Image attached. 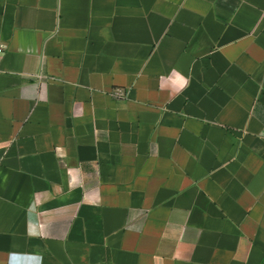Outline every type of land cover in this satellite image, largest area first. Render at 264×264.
<instances>
[{
    "label": "crops",
    "instance_id": "0c3cea01",
    "mask_svg": "<svg viewBox=\"0 0 264 264\" xmlns=\"http://www.w3.org/2000/svg\"><path fill=\"white\" fill-rule=\"evenodd\" d=\"M0 51V264H264V0H0Z\"/></svg>",
    "mask_w": 264,
    "mask_h": 264
},
{
    "label": "built area",
    "instance_id": "2783aa9c",
    "mask_svg": "<svg viewBox=\"0 0 264 264\" xmlns=\"http://www.w3.org/2000/svg\"><path fill=\"white\" fill-rule=\"evenodd\" d=\"M2 51H0L1 53ZM112 95L116 98H125L127 96L126 91H124L123 89H116L114 91H112Z\"/></svg>",
    "mask_w": 264,
    "mask_h": 264
}]
</instances>
